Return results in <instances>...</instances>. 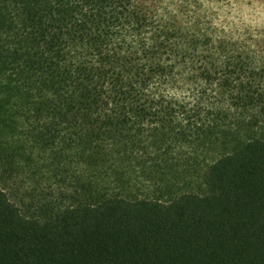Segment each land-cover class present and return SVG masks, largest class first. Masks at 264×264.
<instances>
[{
  "label": "trees",
  "instance_id": "1",
  "mask_svg": "<svg viewBox=\"0 0 264 264\" xmlns=\"http://www.w3.org/2000/svg\"><path fill=\"white\" fill-rule=\"evenodd\" d=\"M164 5L0 0V264H264V61ZM73 159L155 189L10 196Z\"/></svg>",
  "mask_w": 264,
  "mask_h": 264
},
{
  "label": "rangeland",
  "instance_id": "2",
  "mask_svg": "<svg viewBox=\"0 0 264 264\" xmlns=\"http://www.w3.org/2000/svg\"><path fill=\"white\" fill-rule=\"evenodd\" d=\"M164 3L170 4L171 9L184 12L179 16L180 21L186 23L188 17L191 26L202 23L206 32L215 39H224L231 45L248 46L264 61V0H164ZM62 170L56 177L41 173L32 176L19 174L10 182L8 192L27 213L30 204L35 202L73 201L68 196L80 191L82 175L122 195L145 197L155 189L154 181L140 174L137 166L115 164L104 170L98 167L89 171L87 166L73 159L71 165Z\"/></svg>",
  "mask_w": 264,
  "mask_h": 264
}]
</instances>
